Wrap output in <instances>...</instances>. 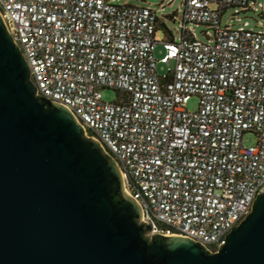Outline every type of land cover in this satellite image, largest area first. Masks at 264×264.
I'll return each mask as SVG.
<instances>
[{
	"label": "built area",
	"instance_id": "2783aa9c",
	"mask_svg": "<svg viewBox=\"0 0 264 264\" xmlns=\"http://www.w3.org/2000/svg\"><path fill=\"white\" fill-rule=\"evenodd\" d=\"M229 8L258 10L255 0H184L171 14L179 35L166 32L157 60L161 17L152 5L0 0L37 93L67 106L116 158L151 232L212 251L264 191V5L259 30L223 25ZM104 88L117 98L105 100ZM247 133L255 143H245Z\"/></svg>",
	"mask_w": 264,
	"mask_h": 264
},
{
	"label": "water",
	"instance_id": "95a60500",
	"mask_svg": "<svg viewBox=\"0 0 264 264\" xmlns=\"http://www.w3.org/2000/svg\"><path fill=\"white\" fill-rule=\"evenodd\" d=\"M142 219L116 158L37 93L0 14V264H264V191L217 251Z\"/></svg>",
	"mask_w": 264,
	"mask_h": 264
},
{
	"label": "rangeland",
	"instance_id": "374dc122",
	"mask_svg": "<svg viewBox=\"0 0 264 264\" xmlns=\"http://www.w3.org/2000/svg\"><path fill=\"white\" fill-rule=\"evenodd\" d=\"M119 3H130L135 5H141V6H148L152 5L156 9H158L159 16L163 19L165 24L161 23L158 25V29L156 32V38L158 40V43L156 44L154 53L157 60H160L164 54V44L162 40L165 38V34L168 30H171L175 36L179 35V32L177 31V27L179 22L174 21L172 19V13L178 11L182 7V3L184 0H115ZM256 6L258 7V10H249V11H242L239 14H236L235 8H229L222 17V24L223 25H232V27L237 28L240 26H243L245 22H249L248 28H253L254 30L262 29V26L260 22L263 20V17L261 15V5H264V0H255ZM170 2V3H169ZM165 5L164 8L161 9L162 5ZM171 15V16H170ZM196 27V31L198 36L205 40L206 36L204 31L206 30V26L203 24H199ZM157 68L159 73L165 74L167 69V64L158 61ZM102 94L105 100L112 101L117 98V91L112 88H104L102 89ZM199 105V97L197 95H193L190 97V100L187 103V107L191 111L197 110ZM244 141L247 145L255 143V135L252 133H247L244 136Z\"/></svg>",
	"mask_w": 264,
	"mask_h": 264
},
{
	"label": "crops",
	"instance_id": "0c3cea01",
	"mask_svg": "<svg viewBox=\"0 0 264 264\" xmlns=\"http://www.w3.org/2000/svg\"><path fill=\"white\" fill-rule=\"evenodd\" d=\"M160 21H161V23H163V19H162V18H161V20H160ZM161 23H160V24H161ZM166 36H167V35L165 34V38H166Z\"/></svg>",
	"mask_w": 264,
	"mask_h": 264
}]
</instances>
